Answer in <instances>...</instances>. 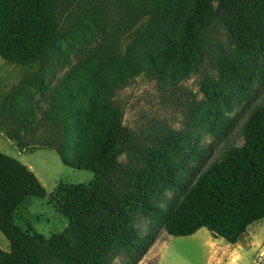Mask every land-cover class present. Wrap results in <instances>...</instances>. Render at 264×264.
I'll return each instance as SVG.
<instances>
[{"label": "trees", "instance_id": "16d2710c", "mask_svg": "<svg viewBox=\"0 0 264 264\" xmlns=\"http://www.w3.org/2000/svg\"><path fill=\"white\" fill-rule=\"evenodd\" d=\"M213 25L225 31L232 48L216 56L218 78L205 84L197 129L206 128L246 80L264 81V0H191L177 43L168 41L163 58L173 56L182 74L196 71L210 54L206 36ZM55 35L50 0H0L2 60L21 66L43 63ZM163 61L160 66L150 61L133 73L151 71L164 79ZM50 97L52 112L36 125L28 104L11 100L9 111L19 113L21 124L6 128V136L19 148H54L64 165L92 172L93 182L66 191L61 212L67 226L62 233L49 238L29 233L15 223V213L27 198H44L45 190L26 166L0 153V232L9 243L8 251L0 249V264H108L115 254L136 257L148 245V234L139 239L134 225L142 210L156 212L155 220L163 222L167 235L189 236L206 228L213 238L232 245L264 219V106L250 111L241 145L227 148L165 212L154 206L156 193L166 182H175L176 165L196 151L193 133L171 132L144 154L137 137L122 125L118 103L103 98L98 112L93 107L79 112L65 104L62 93ZM50 129L57 137L33 138L34 132ZM74 146L80 153L70 162L63 152ZM130 151H139L140 163L118 158Z\"/></svg>", "mask_w": 264, "mask_h": 264}, {"label": "rangeland", "instance_id": "374dc122", "mask_svg": "<svg viewBox=\"0 0 264 264\" xmlns=\"http://www.w3.org/2000/svg\"><path fill=\"white\" fill-rule=\"evenodd\" d=\"M50 1L56 35L45 62L21 66L0 58V153L26 166L45 190L44 198L24 201L15 213V223L46 238L62 233L67 226L61 212L66 191L93 182L92 172L64 165L54 148H19L6 136V128L21 124L19 113L9 111L11 100L27 103L36 125L46 122L45 116L52 112L50 95L59 92L65 104L79 112L92 107L98 112L103 98L118 103L122 125L137 137L144 154L171 132L193 133L196 151L185 154L176 165L175 182H166L154 199V206L170 211L210 163L227 148L241 145V129L250 111L264 106V81L246 80L221 106L219 115L206 128L197 129L205 84L218 78L216 56L229 53L232 44L225 31L213 25L206 36L210 54L196 71L182 74L176 71L173 56L163 58L168 41L177 43L191 0H155L152 5L150 0ZM162 60L164 79L151 71L133 73L150 61L160 66ZM55 133L54 129L38 130L33 138H54ZM79 153L76 146L65 148L63 157L73 162ZM140 156L139 151H130L118 158L137 164ZM156 215L142 210L134 220L137 237L148 234L145 251L136 257L115 254L108 264H264V219L250 225L232 245L213 238L206 228L189 236L167 235ZM0 249L9 250L1 232Z\"/></svg>", "mask_w": 264, "mask_h": 264}, {"label": "crops", "instance_id": "0c3cea01", "mask_svg": "<svg viewBox=\"0 0 264 264\" xmlns=\"http://www.w3.org/2000/svg\"><path fill=\"white\" fill-rule=\"evenodd\" d=\"M20 209V208H19Z\"/></svg>", "mask_w": 264, "mask_h": 264}]
</instances>
